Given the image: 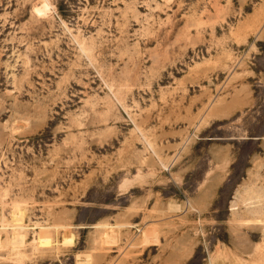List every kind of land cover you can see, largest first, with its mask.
<instances>
[{"label": "rangeland", "instance_id": "1", "mask_svg": "<svg viewBox=\"0 0 264 264\" xmlns=\"http://www.w3.org/2000/svg\"><path fill=\"white\" fill-rule=\"evenodd\" d=\"M0 264H264V0H0Z\"/></svg>", "mask_w": 264, "mask_h": 264}, {"label": "bare ground", "instance_id": "2", "mask_svg": "<svg viewBox=\"0 0 264 264\" xmlns=\"http://www.w3.org/2000/svg\"><path fill=\"white\" fill-rule=\"evenodd\" d=\"M42 6H45V4H42ZM35 7V6H34ZM37 7V6H36ZM36 9V11L38 12V11H40V8H35ZM210 103H211V101H210ZM210 103H209V106H210ZM171 205V204H170ZM176 205V204H175ZM175 207H177V206H175ZM17 223H19L20 222V220H17L16 221Z\"/></svg>", "mask_w": 264, "mask_h": 264}]
</instances>
